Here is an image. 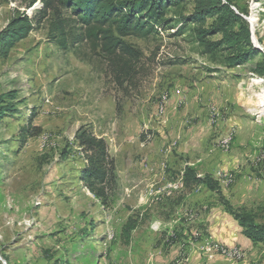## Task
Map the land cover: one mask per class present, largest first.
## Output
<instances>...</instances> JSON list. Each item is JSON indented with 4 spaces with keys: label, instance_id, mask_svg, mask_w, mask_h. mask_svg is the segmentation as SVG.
<instances>
[{
    "label": "rangeland",
    "instance_id": "1",
    "mask_svg": "<svg viewBox=\"0 0 264 264\" xmlns=\"http://www.w3.org/2000/svg\"><path fill=\"white\" fill-rule=\"evenodd\" d=\"M231 1L259 53L233 67L204 55L190 0L171 8L156 33L126 39L144 54L127 93L88 45L59 48L49 19L7 58L0 52V107H16L0 118V264H156V254L174 246L179 255L168 264H184L191 254L211 257L208 243L238 249L204 224L205 199L216 200L219 222L228 203L264 223V76L255 73L264 58V0ZM41 7V0H0V34ZM184 20L189 29L181 32ZM82 126L106 140L116 163L118 187L108 206L80 180L87 163L75 134ZM33 128L24 144L23 130ZM200 158L220 162L223 194L168 195L185 161ZM129 221L138 227L125 244ZM240 251L241 260L212 256L238 264L247 258Z\"/></svg>",
    "mask_w": 264,
    "mask_h": 264
},
{
    "label": "trees",
    "instance_id": "2",
    "mask_svg": "<svg viewBox=\"0 0 264 264\" xmlns=\"http://www.w3.org/2000/svg\"><path fill=\"white\" fill-rule=\"evenodd\" d=\"M190 0H41V9L33 18L24 16L14 20L7 30L0 34V52L7 58L13 46L28 37L41 26L45 19L50 20V36L64 51L82 45L107 62L109 71L117 86L127 93L141 71L143 52L126 41L129 37L145 38L156 33V28H164L171 8L183 6ZM196 14L193 28L196 40L203 48V54L212 61L228 67L244 64L252 54L259 53L254 48L252 33L248 23L232 9L231 0H193ZM208 19H214L205 28ZM188 20L180 29L184 32ZM179 31V32H180ZM221 35L220 40H213ZM255 73L264 76V58L255 68ZM5 96H0V104ZM11 105L0 107V118L6 112L15 111ZM35 131V132H34ZM37 129L23 130V143L35 136ZM75 141L81 150L86 168L80 180L84 187L108 206L116 194L118 175L115 160L110 156L106 140L95 135L88 126H82L75 134ZM184 189L192 192L200 186L211 191L221 192L220 185L211 176L199 178L194 167L187 166L183 171ZM227 213L234 217L242 228L243 235L255 244L264 245V223L258 221L255 213L236 210L224 203ZM135 222L129 221L123 229L125 244H129L131 233L137 229ZM184 237L183 235H180Z\"/></svg>",
    "mask_w": 264,
    "mask_h": 264
},
{
    "label": "crops",
    "instance_id": "3",
    "mask_svg": "<svg viewBox=\"0 0 264 264\" xmlns=\"http://www.w3.org/2000/svg\"><path fill=\"white\" fill-rule=\"evenodd\" d=\"M174 147L176 143H173ZM168 147H173V145H169ZM182 153L185 155L189 154L190 156L193 155V151L183 150ZM187 157V156H186ZM220 164V162H213L210 159L200 158L195 160L194 162H190L186 160L183 164V170L180 172V176L182 175L184 169L187 166L194 167L197 170V174L199 178H204L205 176H211L217 181L220 185L221 192L218 191H211L206 186H200L194 189L191 193H197L201 190H205L209 193V197H218V194H223V187L221 180L216 177V165ZM224 165V166H223ZM221 166L223 171L226 169V164L224 163ZM190 193V194H191ZM206 200V199H205ZM203 200L200 205H203L208 209L203 220L204 224L207 225L213 234L215 233V237L217 240L226 243L227 245L231 246H238L240 250H243L247 255V258L238 264H264V245L263 244H255L250 239L243 235L242 228L239 226L238 222L227 213L224 206H222V210L224 212L225 217L222 218L223 221L219 222L216 214H214L215 209L213 208L216 204V200L214 201H205ZM211 202H214L210 204ZM199 205V206H200ZM237 247V248H238ZM238 248V249H239ZM178 248L171 247L168 254H163L162 252L157 253L156 256V264H168L169 262L173 261L176 255L178 256ZM184 264H228L224 262L221 258H217L214 256L203 258L200 254H191L188 261H184Z\"/></svg>",
    "mask_w": 264,
    "mask_h": 264
},
{
    "label": "built area",
    "instance_id": "4",
    "mask_svg": "<svg viewBox=\"0 0 264 264\" xmlns=\"http://www.w3.org/2000/svg\"><path fill=\"white\" fill-rule=\"evenodd\" d=\"M177 94L178 95H181V92L178 91ZM160 113L161 114L164 113L163 107L160 108ZM181 189H184L183 173H182V175L180 177V180L177 182V184H175V185H173V186L170 187V190L168 192V195L172 194L174 191L181 190ZM204 251H205V254L211 255V256L215 252H217V253L218 252H221L222 255L229 256L232 259L241 260L243 258V253L239 249H233V250H229L228 251L227 249L222 248V247H220V246H218L216 244H210V243H208V245L206 246V248L204 249Z\"/></svg>",
    "mask_w": 264,
    "mask_h": 264
},
{
    "label": "water",
    "instance_id": "5",
    "mask_svg": "<svg viewBox=\"0 0 264 264\" xmlns=\"http://www.w3.org/2000/svg\"><path fill=\"white\" fill-rule=\"evenodd\" d=\"M252 41H255V39H254V33L253 32H252ZM0 260H1V258H0Z\"/></svg>",
    "mask_w": 264,
    "mask_h": 264
},
{
    "label": "bare ground",
    "instance_id": "6",
    "mask_svg": "<svg viewBox=\"0 0 264 264\" xmlns=\"http://www.w3.org/2000/svg\"><path fill=\"white\" fill-rule=\"evenodd\" d=\"M257 84H258V82H257Z\"/></svg>",
    "mask_w": 264,
    "mask_h": 264
}]
</instances>
